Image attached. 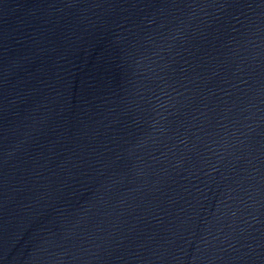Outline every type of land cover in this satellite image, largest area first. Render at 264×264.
Returning <instances> with one entry per match:
<instances>
[{
  "label": "water",
  "instance_id": "1",
  "mask_svg": "<svg viewBox=\"0 0 264 264\" xmlns=\"http://www.w3.org/2000/svg\"><path fill=\"white\" fill-rule=\"evenodd\" d=\"M0 264H264V0H0Z\"/></svg>",
  "mask_w": 264,
  "mask_h": 264
}]
</instances>
